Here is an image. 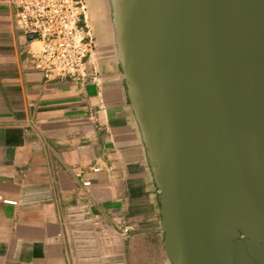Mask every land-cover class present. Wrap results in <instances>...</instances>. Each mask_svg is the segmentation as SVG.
I'll return each instance as SVG.
<instances>
[{"label": "water", "instance_id": "95a60500", "mask_svg": "<svg viewBox=\"0 0 264 264\" xmlns=\"http://www.w3.org/2000/svg\"><path fill=\"white\" fill-rule=\"evenodd\" d=\"M93 3L169 263L264 264V0Z\"/></svg>", "mask_w": 264, "mask_h": 264}, {"label": "crops", "instance_id": "0c3cea01", "mask_svg": "<svg viewBox=\"0 0 264 264\" xmlns=\"http://www.w3.org/2000/svg\"><path fill=\"white\" fill-rule=\"evenodd\" d=\"M95 38L92 76L48 80L0 0V264H170L124 83Z\"/></svg>", "mask_w": 264, "mask_h": 264}, {"label": "built area", "instance_id": "2783aa9c", "mask_svg": "<svg viewBox=\"0 0 264 264\" xmlns=\"http://www.w3.org/2000/svg\"><path fill=\"white\" fill-rule=\"evenodd\" d=\"M15 9V25L34 48L29 50L32 68L48 80L70 79L86 81L90 55L94 49L88 30L83 0H9ZM96 77V75H93ZM98 171V169H95ZM84 186H90L85 181ZM8 204H17L5 200ZM86 212L80 220L92 221ZM100 223L97 216L94 219ZM123 236L131 232L129 226L120 228Z\"/></svg>", "mask_w": 264, "mask_h": 264}, {"label": "rangeland", "instance_id": "374dc122", "mask_svg": "<svg viewBox=\"0 0 264 264\" xmlns=\"http://www.w3.org/2000/svg\"><path fill=\"white\" fill-rule=\"evenodd\" d=\"M97 1V8L99 10V14L100 10H101V0H96ZM83 5H84V11L86 14V22L88 25V30L90 32L91 37L94 39V41H96L95 37L96 35H102L100 32V25L98 22V15L96 14V10H95V6L93 3V0H83ZM100 5V6H99ZM100 38V36H99Z\"/></svg>", "mask_w": 264, "mask_h": 264}]
</instances>
